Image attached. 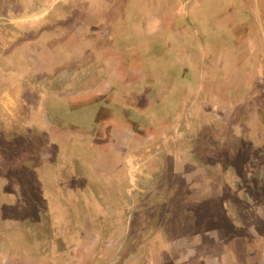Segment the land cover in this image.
Here are the masks:
<instances>
[{"label":"crops","instance_id":"crops-1","mask_svg":"<svg viewBox=\"0 0 264 264\" xmlns=\"http://www.w3.org/2000/svg\"><path fill=\"white\" fill-rule=\"evenodd\" d=\"M80 2L87 6L64 18L56 13L54 26L7 57L8 62H19L17 72L23 79L18 81L42 84L34 85L31 93L38 96L34 108L46 123L48 141L53 144L57 138L69 151H78L65 158L51 153L43 159L57 170L72 169L70 176L63 175L73 179L71 188L56 192L54 208L61 210L68 197H87V192L94 196V186L104 196L118 191L130 194L136 157L142 155L145 163L155 160L172 168L168 185L158 194L180 199L177 209L182 219L164 224L152 216L146 226L152 234L141 240L81 231L67 240L73 249L50 261L264 264V238L251 232L250 237L227 235L223 222L225 213L250 216L264 203L228 205L218 180V173L225 178L222 171L228 168L236 179L256 178L243 158L248 149L264 147V109L254 103L264 97V15L254 9L252 0H215L214 11L203 16L196 13L202 0H153L154 13L138 15L133 37H126L119 22L118 26L110 23L111 11L90 6L118 0ZM137 27L142 33L136 32ZM252 53L257 57H250ZM152 116L159 121L157 126ZM222 131L229 135L218 133ZM188 134L197 142L207 140L201 156L195 158L199 164L184 150L190 146L194 152L192 147L197 145L196 141L183 143ZM219 152L222 158L217 157ZM5 199L7 205L16 204L17 212L23 211L17 200ZM163 207L169 208V203L161 202ZM49 210L54 211L50 205ZM156 226L161 227L160 233L152 230ZM236 226L242 227V222ZM165 227L169 228L166 234ZM251 237L256 245L250 244ZM142 242L144 250L138 247ZM7 253L0 256V264H29L25 259L40 264L42 256V251L33 249Z\"/></svg>","mask_w":264,"mask_h":264},{"label":"rangeland","instance_id":"rangeland-1","mask_svg":"<svg viewBox=\"0 0 264 264\" xmlns=\"http://www.w3.org/2000/svg\"><path fill=\"white\" fill-rule=\"evenodd\" d=\"M202 3L203 4L196 8L197 11H200L196 12L197 14L203 16L209 11H214L215 0H202ZM85 5L86 4H81L80 0H0V203L2 201L6 202V199H4L6 197L9 199V202L17 200L25 204L22 212H16L14 208L3 209L4 207L2 208L0 206V221L13 214L16 215H13L15 218H25L24 220H26L23 226L20 225L21 228L19 229L16 226L13 228L6 226L5 223L0 224L1 254L2 246L6 252L10 253L12 246L17 243L26 244V241L32 240L33 237L37 240H44L41 244H38L41 251L43 249L49 250V244L45 241H49L51 245H54V243L56 244V240L54 239L53 233L56 232L57 235L64 234L61 230L63 227L49 226L52 214L50 216L42 212L40 213L39 211L40 209L43 210L41 206L49 210L50 205L54 210L53 212L56 213V217H61L60 214L64 211H59V209L56 210L54 208L53 204L54 202L58 204V200L57 198L54 200L51 196H56L54 193L58 191L56 189L58 184L56 185V182L53 183V186H51L54 189L51 191L49 188L42 189L41 184H38L39 182L35 177L40 173V169H42V166L46 165L45 163L47 162V160L41 162V159L39 162H36L39 157L45 159L46 155L53 151H55V155L53 154V156H56V152L63 153L61 150L65 149L59 146L56 147L60 143H56V146L52 148L53 145L48 141L49 137L45 128L46 123L42 116L40 118L36 116L37 109L34 108V104L37 102L38 96L35 93H31V91L34 85L42 86V84L18 81V79L22 80V72H17V64L19 62H11V60L10 62H1L2 58H6V55L10 54L13 49L22 43H33L34 39H37L44 29L54 26L55 21H57V16L55 17L56 13L64 18L66 14L71 16L72 12L78 11L81 6H87ZM92 5H98L99 7L103 6L101 9L107 10V13L111 11L112 13L110 15L112 17L110 23L118 26L119 22L126 37H133V32L135 30L133 22L138 15L141 14V16L146 17L155 11L153 8V0H118V2L115 3L99 2V4H97V2H95L90 4V6ZM225 6L226 4H222V7ZM262 6L264 12V4H262ZM229 12L230 9L226 10L224 12L225 16ZM126 13L130 15H127V17L122 20V16H126ZM138 21H140V18ZM197 23L199 27L203 24L199 21H197ZM81 25L82 24L79 26ZM245 27L247 28V25H244V28ZM139 31L142 33L143 30H139V27H137L136 32L139 33ZM262 37L264 40V35H262ZM253 48L254 45H250V50H253ZM250 57L257 56L252 53ZM20 64L22 66V62H20ZM44 86L45 89L48 88L47 85ZM254 103H257L260 108L264 109V97L254 100ZM35 107L37 108V105ZM41 107H43V105H41ZM153 120H155V118H153ZM262 123H264L263 119ZM218 133L222 134V136L225 134H227V136L229 135L226 131ZM57 135L60 136L59 133H57ZM55 141L59 142V139L56 138ZM200 150L197 157L201 156L200 154L203 150V146ZM251 150L250 148L248 154H245L247 159ZM260 152L262 154H260ZM253 156L259 159L256 168L259 170L257 171L258 177L250 183L244 179L232 177L229 183L232 186L233 203H247L248 205L264 203V147L258 149ZM218 158H220L219 154ZM47 169L48 168H46V170ZM213 173L214 172H211V174ZM56 181L61 185L65 180L57 179ZM239 191L242 193H239ZM6 192L9 193L8 196L2 195V193L4 194ZM11 193H14V195H11ZM90 194V192H87V194H85L87 197L79 195L72 198L70 201L74 209H70L68 218L73 220L74 228H71L73 231H97L101 233L103 238H110L113 236L119 238L122 236L125 237V239L137 238L140 240L143 239L144 235L148 236L152 234L148 227H146L147 221L151 218V216L148 215L152 212L150 211L152 206L150 209L146 208L137 213H134V209L117 211L114 209L111 194H105V196H99L97 194L93 196ZM48 196H50L52 200L48 199ZM58 207L59 206H56V208ZM48 210L47 212H49ZM178 213L179 212L175 211L172 219H176ZM184 213L187 214V212ZM236 216L237 222L233 220L234 222L232 225L231 223L229 224V222L227 223V235L234 236L241 234L243 230L239 229L240 227L236 228L234 224L239 225L240 222H242L243 225L248 224L245 230H249L256 238L264 236V205L262 209L256 210L250 216H244L240 213H237ZM204 217L205 216H203L202 219H204ZM36 219H41L45 225L43 227L32 226ZM30 243L27 242V244ZM251 243L252 245H256L253 241H251ZM144 245L145 242H142L138 247L144 250ZM129 246L132 245L129 244ZM129 246L126 248V253L130 248ZM126 253H124L123 256L127 255ZM88 261V264H91L90 259H88ZM112 262V259L108 261V263Z\"/></svg>","mask_w":264,"mask_h":264},{"label":"flooded vegetation","instance_id":"flooded-vegetation-1","mask_svg":"<svg viewBox=\"0 0 264 264\" xmlns=\"http://www.w3.org/2000/svg\"><path fill=\"white\" fill-rule=\"evenodd\" d=\"M252 2L255 4L254 9L257 10V11L259 10V14H261L263 16L264 12L262 10V7H263L262 4H264L263 3L264 0H261V1L252 0ZM8 55H6V58H2L1 62H8V60H7ZM3 59H5V60H3ZM11 62H15V61H11ZM262 89H263V86H262V88L259 89V91L262 90ZM153 118L154 117L152 116L151 120L153 122H156L154 124H155V126H157L159 121H157L156 118H155V120H153ZM182 140H183V143H187V144H189L188 141H196L197 142V139L193 138V136L190 135V134H188V136L186 138L183 137ZM206 141L207 140H202V139L199 138V140L197 142V145L195 147H192V150L194 149V152L191 151V147L190 146L185 147V149H184L186 151H189L190 159L196 164H199V161L196 160L197 162H195V158H197V159L199 158V157H197V155H198V152L201 151L200 148L202 146L204 147V143H205V146H207L206 145ZM56 143H60V144L56 146ZM52 145H53L52 148H54V146H56V147L59 146V147L65 148V149L61 148L62 149L61 151L63 153L56 152V156H59L60 158L67 157V155L69 153H70V155L78 154L77 153L78 151H76L75 149L72 150V148H70V151H69V149L64 145L63 142H58L57 141V142L53 143ZM245 146L247 147V145H245ZM183 148H184V145L182 146L181 149H183ZM261 148H263V146ZM261 148H259V149H261ZM257 150L258 149L256 148V146H254L253 149L250 152V155L248 156V159H247V157L245 155H244V158H243L245 160L247 159V162H248V165H249L248 168L250 169V173H251V175H253L256 178L258 177L257 171H259V170L256 169L259 159L255 158L253 155H254V153ZM248 152H249V149L247 150L246 153L248 154ZM53 154L55 155V151L52 152V155ZM218 154L220 155V158H222L223 157L222 155H224L223 152L222 153L219 152ZM166 156H167V154H164L165 158H166ZM40 159H41V162L43 161V158L39 157L38 160H36V162H39ZM23 162H24V160H23ZM171 162L173 164L174 160L171 159ZM249 162H250V164H249ZM45 164L46 165L42 166V169H45V170L40 169L42 171V173H41L42 176H39V173H38L37 176L35 177L36 180L39 182L38 184H41L42 189L49 188L50 191H51V190L54 189L52 187L53 186L52 184L56 182V185L58 184V187H56L57 190H59V189H61V190H70V188H71L70 186L72 185L73 179L70 178V177H64L63 175L65 174L67 176H70L68 174H70V173L72 174V169H70V171H68V172H65V171H62V170H57L56 166L53 167L51 165L48 166L49 165L48 163H45ZM23 166H24V163H23ZM173 166H175V164H173L172 167ZM135 167H136V169H135L134 174H133L135 182L132 184L131 193L130 194H128V193L127 194L126 193L120 194L119 191L117 193L116 192H112V194H111L112 196L111 197L113 198L112 202H113L114 209H116L117 211H121V210H124V209H128V207H131L132 205H134L132 209L135 210V208L137 207L138 209H140V212H141V208H142V206L144 204L143 208L150 209V207L152 206L153 210H152V212H150V214H152V213L153 214L152 215L149 214L148 216H151V217L153 216V219L156 218L155 219L156 222L160 223V221H161L164 224H166L167 222L171 223V224H173L175 222H177V223L180 222V219H182V212L178 211V209H177L178 205H180V199L179 198H175L173 200V202H172V200H169L168 198H166V196L158 194V192L163 187H166L168 185V182H167L168 179H166V178L168 177L169 173L172 172V168L167 166V164L162 165L161 162H158V161H155V160H152V161H149L148 163H145L142 160V155L136 157ZM46 168H48V169L46 170ZM222 172H223V174L226 175V177L225 178H221V175H220L221 172H219L218 177H219L220 180L219 179L218 180L223 185L222 187H223V190H224L223 192H224L225 201L228 203V205L229 204L232 205V203H233V200H232L233 194L232 193L233 192H232V186L230 185L229 181L232 179L233 171L228 168V169H226L225 171H222ZM57 179H59V180L64 179L65 181L63 183H61V185H60L59 183H57V181H56ZM253 180H254V178L253 179H247L245 181L250 183V182H253ZM93 191H95V196H96V194L99 195V196L103 195L102 194L103 190L100 191V189L97 188V186L93 187ZM56 192H58V191H56ZM56 192L54 193V195H57ZM4 194L2 193V195L6 196L9 193L6 192ZM67 196L68 195H66L65 197H67ZM53 198L56 199V196H53ZM172 198H173V196H172ZM2 200H3V197H2ZM68 201L69 202H67L66 205H62L61 210L64 211V212L62 214L59 213L61 215L60 220L56 218V213L55 212L52 213L50 210L45 209L44 206L43 207L41 206V208L43 210H41V209L39 210L40 213L42 212V213H45L46 215L48 214V215L51 216V214H52V216H51L52 219L49 221V226L51 225V227H53V226L63 227V229H61V230L64 233L63 235L62 234L61 235L60 234L57 235L56 232L53 233L54 234V239L56 240L55 241L56 244L54 243V245L53 244L51 245V243L49 241H45V242H47L49 244V247H48L49 250H45V249L42 250L43 251L42 252V256H41L40 261H39L40 264H53L52 261H50V260L54 259L56 256H57L56 258H60L61 255H59V254H62L64 251H67L69 249L70 250L73 249V247L70 246V244H68L67 240H69V238H71L74 234L78 233V231H73L71 229V228H74L73 227L74 223H73V220L68 218V216L70 214V209L73 210L74 208L72 206V203H70L71 199L69 197H68ZM161 202H166L167 205L169 203L170 207L169 208H167V207L160 208V203ZM17 203H18V207L20 209L22 207L23 208L25 207L24 203L19 202V201ZM22 204H23V206H22ZM98 204H100V203H98ZM0 206L2 208L4 207L3 209H9V208L17 209L16 204H13L11 206V204L7 205L6 202H3V201L0 203ZM47 210L49 212H47ZM175 211L179 212L178 213V217L176 219H172ZM16 212H17V210H16ZM19 212H22V211L19 210ZM137 212H139V211H135L134 213H137ZM13 215H15V214H13ZM13 215L8 216L5 219H2L0 221V224H4L5 223L6 226H10L11 228H13L14 226H16L18 229L21 228L20 225L23 226L24 222L26 221V220H24L25 218L24 219L23 218H19V217L15 218ZM225 215L226 216L223 218L224 224H227L228 222H229V224L230 223L233 224L231 220H234V221L237 222V220H236L237 219V216H236L237 213H235L234 211L230 212L229 216H227L228 215L227 213H225ZM17 219H19V220H17ZM44 225L45 224H44V222H42L41 219H36V221L33 223L32 226L43 227ZM227 226L228 225H226V230H227ZM245 227L246 226H244L243 224H242V227H240V228L236 226V228H239V229L243 230V232L241 230V232H242L241 234L242 235H248L250 237L251 236L250 231L249 230L246 231ZM160 229H161L160 226H156V227L152 228V230L155 231V234H157L160 231ZM168 230H169V228L165 227V230H164L165 234L168 232ZM12 232H14V231H12ZM79 232H81V231H79ZM262 237L264 238V236H262ZM151 238H152L151 236L148 237V239H150V240H151ZM254 240H253L252 237L250 238L249 242H250L251 245H252L251 241L254 242ZM30 241H31V243H30ZM30 241H26V244L25 243H23V244L22 243L21 244L17 243L16 245L12 246L11 250L19 248V250H22V251H25V250L27 251L28 249H33V251L41 252L40 246L38 244H41V242H43L44 240H42V239L41 240H37L35 237H33L32 240H30ZM27 242L30 243V244H27ZM160 244L162 245V242H160ZM22 247H24V249H21ZM129 247H131V246H129ZM5 252L6 251H5L4 247L2 246V254L4 255ZM56 253H57V255H56ZM2 254L0 253V256ZM7 254H10V253H7ZM0 259H1V257H0ZM31 260L32 259H25L24 261L26 263L28 262L30 264ZM104 262L105 263H101L99 261L98 264H109L106 261H104ZM93 264H95V262H93Z\"/></svg>","mask_w":264,"mask_h":264}]
</instances>
